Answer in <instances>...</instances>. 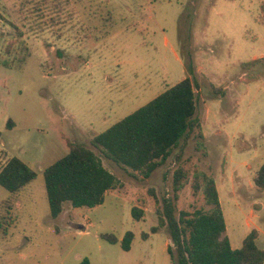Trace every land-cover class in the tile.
<instances>
[{
	"label": "rangeland",
	"instance_id": "obj_1",
	"mask_svg": "<svg viewBox=\"0 0 264 264\" xmlns=\"http://www.w3.org/2000/svg\"><path fill=\"white\" fill-rule=\"evenodd\" d=\"M185 77L196 80L203 138L194 131L146 179L101 158L116 188L101 205L65 203L52 218L43 170L68 142L91 147L93 136ZM12 157L36 177L16 192L0 186V264H171L167 228L150 229L178 166L189 179L176 214L209 208L191 187L204 172L232 248L256 229L264 249V189L253 181L264 163V0H0V167ZM127 231L134 238L125 251Z\"/></svg>",
	"mask_w": 264,
	"mask_h": 264
},
{
	"label": "trees",
	"instance_id": "obj_2",
	"mask_svg": "<svg viewBox=\"0 0 264 264\" xmlns=\"http://www.w3.org/2000/svg\"><path fill=\"white\" fill-rule=\"evenodd\" d=\"M196 86L191 77L181 79L93 136L91 147L69 141L67 153L43 170L50 216L57 218L65 203L73 208H93L104 202L107 192L116 188L118 179L101 158L146 179L194 131L203 138L200 120L195 116ZM180 154L175 155L176 162H180ZM35 177V171L17 157L9 158L0 167V186L9 192L18 191ZM188 179L183 166L173 171L172 194L162 196L161 209L157 210L158 224L150 229L156 233L163 226L167 228L171 243L166 250L171 264H264V249L256 243V229L246 235L240 248H232L225 235V219L212 176L195 171L191 183L193 194L201 191L209 208L180 210L176 214L178 193ZM253 181L264 189V163ZM142 214L141 209L132 207L134 220H139ZM141 237L146 238V233ZM100 238L113 244L118 242L113 234H101ZM133 238V232L127 231L120 241L121 248L128 251ZM80 264H88V260L85 258Z\"/></svg>",
	"mask_w": 264,
	"mask_h": 264
},
{
	"label": "water",
	"instance_id": "obj_3",
	"mask_svg": "<svg viewBox=\"0 0 264 264\" xmlns=\"http://www.w3.org/2000/svg\"><path fill=\"white\" fill-rule=\"evenodd\" d=\"M79 229H80L81 231H85V227H83V226H81V225H79Z\"/></svg>",
	"mask_w": 264,
	"mask_h": 264
}]
</instances>
